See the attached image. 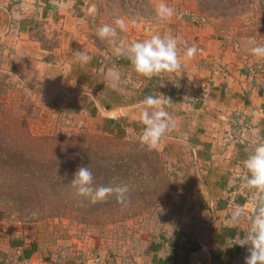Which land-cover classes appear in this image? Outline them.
Here are the masks:
<instances>
[{
  "label": "crops",
  "instance_id": "0c3cea01",
  "mask_svg": "<svg viewBox=\"0 0 264 264\" xmlns=\"http://www.w3.org/2000/svg\"><path fill=\"white\" fill-rule=\"evenodd\" d=\"M153 2L155 9L160 3L167 4L174 9V15L165 21L155 15L149 26L148 12L139 10L130 15L131 20L124 19L125 30L138 29L133 42L153 35L179 37L182 67L177 73L162 78L142 77L132 70L126 58L115 55L112 46L102 49L93 41L83 40L85 34L80 25L87 19L102 25L103 20L115 24V10L108 0H0V69H8L12 63L10 71L20 79L49 63L52 69L63 66L64 72L72 75L73 65L65 60L66 55L51 61L38 37V25L43 24L60 31L63 43L58 52L65 49L67 35L75 32L76 50L91 49L100 62L110 57L103 70H107L109 78L110 73H119L120 80L112 91L118 97L106 103L95 101L93 108L99 115L120 118L142 135L141 101L148 95L170 100L166 110L174 117L176 127L161 139L158 150L175 158L176 180L189 192V212L183 224L186 233L178 245L162 246L155 251L151 264H242L248 246L235 242L245 235L252 210L251 193L241 180L242 162L256 145L264 143V72H252V65L261 58L250 53L245 41L230 39L209 18L196 24L191 13L201 12L195 0ZM121 41L130 44L127 37ZM192 45L198 52L187 58L186 47ZM83 108L78 106L77 110ZM235 120L250 121L253 132L243 142L226 143L225 132ZM246 205L241 221L232 222L233 211ZM95 255L82 241L69 247L64 241L39 239L29 230L0 224V264H95ZM168 256L169 261L159 262Z\"/></svg>",
  "mask_w": 264,
  "mask_h": 264
},
{
  "label": "rangeland",
  "instance_id": "374dc122",
  "mask_svg": "<svg viewBox=\"0 0 264 264\" xmlns=\"http://www.w3.org/2000/svg\"><path fill=\"white\" fill-rule=\"evenodd\" d=\"M108 3L113 5L112 16L116 19L131 20V14L146 10L152 26L156 15L153 0H108ZM195 4L230 39L264 41V0H195ZM98 26L102 24L96 20L84 21L80 25L85 34L83 40L107 49V41L97 36ZM38 31L51 61L58 55H66L64 58L73 65V72L70 76L63 66L52 69L49 63H44L40 65L44 70L22 74L19 79L10 71L11 62L8 69H0V147L5 149L0 151V224L29 230L39 239L64 241L69 247L82 241L102 263L151 264L155 245L161 242L170 247L188 218L189 192L176 180L175 158L165 156L159 148L148 151L141 146L140 130L128 126L124 120L90 110L95 101L106 103L118 97L112 92V78L103 70L107 69L105 64L110 57L100 62L91 49H85L90 59L81 63L74 56L80 51L75 47V32L67 35L65 49L58 52L63 43L60 31L43 24L38 25ZM117 32L118 41L127 37L131 44L138 29H117ZM42 72L45 74L41 75ZM82 105L85 108L78 111ZM68 142L72 143V153L74 148H86L93 142L100 146L94 153L109 156L112 166L108 168L100 158L102 174L92 187L127 186L125 204L118 203L115 194L93 204L71 185L73 175L64 172L69 167H51V158L60 161L64 153L61 147ZM167 144L173 149L171 143ZM119 150L122 153H117ZM59 151L62 153L58 154ZM139 153L147 156V162L126 164L121 172L113 166L119 154L125 155H120L122 159ZM10 155L16 156L15 162ZM69 155L73 154L66 157ZM6 160L11 162L7 164ZM124 172L127 173L123 178ZM168 182L173 190L165 196Z\"/></svg>",
  "mask_w": 264,
  "mask_h": 264
},
{
  "label": "clouds",
  "instance_id": "9594fccd",
  "mask_svg": "<svg viewBox=\"0 0 264 264\" xmlns=\"http://www.w3.org/2000/svg\"><path fill=\"white\" fill-rule=\"evenodd\" d=\"M157 19L169 20L174 15V9L165 3H160L156 8ZM115 27L104 24L97 29V36L102 41H107L112 46L115 55L126 58L132 70L138 75L151 79L163 77L166 74L179 72L182 67L178 53L180 38L165 34L164 36L153 35L150 39L134 41L126 44L118 41L117 29H126L124 19H116ZM248 50L257 58H264V44H258L254 39L245 41ZM198 52L195 45L186 47L185 56L194 57ZM74 56L81 62L87 63L90 57L84 51H77ZM112 87L116 88L120 80L119 73H110ZM170 100H163L154 95L146 96L142 101L140 122L144 125L139 143L148 151L158 148L161 139L173 131L176 127L174 117L166 110ZM243 163L242 183L251 193V214L248 218V228L243 237H237L235 244L241 247L248 246V255L244 264H264V143L254 147ZM93 173L89 167H79L73 174L71 185L77 189L80 196L90 198L95 204L104 201L111 194H115L120 204L127 200V186L93 188ZM247 205L237 207L231 214V221L239 223L247 211Z\"/></svg>",
  "mask_w": 264,
  "mask_h": 264
},
{
  "label": "trees",
  "instance_id": "16d2710c",
  "mask_svg": "<svg viewBox=\"0 0 264 264\" xmlns=\"http://www.w3.org/2000/svg\"><path fill=\"white\" fill-rule=\"evenodd\" d=\"M200 12L202 15L205 16V14L202 13V11H200ZM90 110H92V112H93L96 110V108H93ZM111 122L115 123V121H111ZM106 127H108V129H109V126H106ZM88 142L89 141H87V143ZM4 150L5 149L0 147V151H4ZM61 150H62V152H64V153H62L61 151H59V153H58V154L62 153L61 160L58 161L57 159H55L57 157L51 158V161L49 162L50 164H52L51 167L55 168L58 165H60V166L66 165V167H69V169L68 170L66 169L64 172H66V174H69V175H73L79 167H82V166L83 167H89V169L93 173V177H94L93 183H97V181L100 179L101 174H102L101 171L103 168V164L101 163L100 158L104 159V162H105V164H107L108 168H111V166H112V161H111L109 156H103L102 157L101 154L94 153V152H98L100 150V146H98V144L96 142L89 143V145L86 148L85 147L74 148L73 153L70 152V150L72 151V143L68 142L66 145L61 147ZM139 151H141L140 148H139ZM117 153H122V151L117 152ZM54 154L56 155V153H54ZM68 154H73V155H69L66 157V155H68ZM139 154H140L139 156L135 154V157H130V158H125V157H123V156H125L124 154H119V159L114 162L113 166H117V168L119 169V172H121L123 167L126 164H131V163L139 164V162H141L143 160L144 161L147 160L146 155L143 156L141 153H139ZM120 155H123L122 159H121ZM10 157L13 158V161L15 162L16 156L10 155ZM8 162H11V161H7V164H8ZM29 163H31V162L29 161ZM126 173L127 172L123 173V178L126 176ZM51 184H53V183H51ZM55 184L56 183H54L52 186H54ZM165 184H166V186H165L166 192L164 195L168 196L172 192L173 188L171 185H169V182L165 183ZM38 193L40 195V192H38ZM193 227H194V225H193ZM192 230H194V228ZM185 233L186 232H185V228L183 225L181 230L178 232L177 236L174 237V239L172 240L171 245H173V246L178 245V241L181 240V238L185 235ZM162 246H165V243L162 244L161 242H158L155 245V248H154L155 251L159 250ZM170 258L171 257L168 256L167 259L159 260V262L165 263V262L169 261Z\"/></svg>",
  "mask_w": 264,
  "mask_h": 264
},
{
  "label": "built area",
  "instance_id": "2783aa9c",
  "mask_svg": "<svg viewBox=\"0 0 264 264\" xmlns=\"http://www.w3.org/2000/svg\"><path fill=\"white\" fill-rule=\"evenodd\" d=\"M191 18L196 24H203L207 21V17L198 14L196 12L191 13ZM261 44H264V41H261ZM252 72L257 74L259 72H264V58H261L259 61L255 62L252 65ZM253 132V125L248 120H240L231 122L228 125V128L225 132L224 140L226 143L231 141L243 142L247 140V137ZM249 254V253H248ZM95 264H110L102 263L101 259H96Z\"/></svg>",
  "mask_w": 264,
  "mask_h": 264
}]
</instances>
